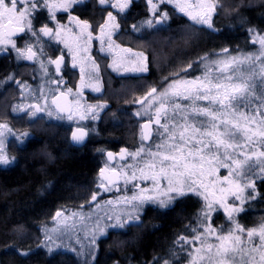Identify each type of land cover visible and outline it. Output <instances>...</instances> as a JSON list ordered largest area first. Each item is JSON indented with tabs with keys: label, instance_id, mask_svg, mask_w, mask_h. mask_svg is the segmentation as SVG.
I'll list each match as a JSON object with an SVG mask.
<instances>
[{
	"label": "trees",
	"instance_id": "16d2710c",
	"mask_svg": "<svg viewBox=\"0 0 264 264\" xmlns=\"http://www.w3.org/2000/svg\"><path fill=\"white\" fill-rule=\"evenodd\" d=\"M210 1L216 5L210 18L212 27L188 21L176 10L177 14L171 13L166 25L153 26L146 32L149 28L142 23L143 27L134 35H124L127 43H133L145 54L147 71L125 76L111 73L103 77L102 91L91 98L98 99L104 111L98 117L97 127L87 128L89 137L84 145L76 147L70 143L69 126L57 121L44 123L45 118L41 117L38 132L14 149L9 165H0V264L159 263L163 249L173 243V234L185 230L181 229L183 223L191 220L198 208L191 195L177 199L169 210L146 206L143 224L134 227L131 233L110 232L98 240L97 252L91 261L70 250L49 254L39 240L42 228L53 224L57 212L85 209V202L99 190L98 169L108 151L125 147L129 151L144 148L156 152V146L165 141L167 133L157 126L154 115L133 114L134 109L140 108L135 101L148 88L158 89L150 98L158 105L159 93L173 81L224 77L219 68L225 65H230V75L233 69L239 75L241 68L251 67L245 57L260 51L251 44L250 36L264 34V0ZM261 66L262 61L257 59L254 68L257 83ZM178 85L173 90L180 91ZM171 99L182 105L187 103L177 97ZM197 103L207 104L206 101ZM259 104V100H252L249 112H264ZM142 122L150 123L149 135L138 126ZM165 123L171 126V121L163 118L160 125ZM244 151L254 153L252 161L257 165L256 172L260 171L264 166V157L259 156L264 151L261 137H254V143L246 145ZM247 180L254 181L256 191L246 193V209L237 216L245 229L264 218V180L258 175H249ZM29 249L31 253L27 257L19 254Z\"/></svg>",
	"mask_w": 264,
	"mask_h": 264
},
{
	"label": "rangeland",
	"instance_id": "374dc122",
	"mask_svg": "<svg viewBox=\"0 0 264 264\" xmlns=\"http://www.w3.org/2000/svg\"><path fill=\"white\" fill-rule=\"evenodd\" d=\"M46 1L51 3L48 4L49 6H56L51 8V12H49V17H51V15L56 12L58 13L64 11L62 5H64L67 0ZM135 1H143L147 6V11H149L148 20L152 21V26L150 27L166 25L171 13L177 14L176 10L180 11L177 4L197 3V0H172L171 3H165L160 7L163 11L168 13V16L167 19H162L158 15H152L149 6L146 4V0ZM204 2L212 3L210 0H204ZM188 11H192V9L189 8L186 9L185 12H180L183 13L185 19L188 21L197 23L196 21L190 19L187 15ZM156 19H159V21H155ZM107 21L108 16L105 17V27L101 33L102 40L100 44L102 47L100 46L96 51L98 58H96L95 51H93V49L90 51L88 48V45L91 42V37L84 35L86 33L82 28L83 24H78L72 20L71 25L78 33L75 35L74 31V33L69 34L68 27H65L63 23L60 24L55 21L60 30L59 36H56L54 33L50 40L54 41V43H59L63 48H67L71 54V61L69 60V64L75 70L74 72H71L72 78L70 80V84L64 83L62 86V83L60 82H46L45 79H41L42 77L51 75V72L55 69L50 68L51 65L49 59L45 58V55L40 54L41 57H39V66L34 68L36 72L35 77L39 80L33 84L23 83L18 88V92L23 95L24 101L29 100L28 102L31 104V99L36 98L37 100L35 101H38L41 107L46 111L47 115L43 117L45 118L44 123L57 121L69 126L70 130L72 127L74 128V126L83 127L84 129H95L96 125H98L97 122L99 120L98 117L101 114L100 111L103 108L100 101L98 99L93 100L91 96H97L102 91L103 77L111 73L112 75H134L141 73L142 70L139 69L146 67V57L143 51L135 48L133 43H130L131 45L127 43V39L124 34L121 33L122 35H114V33H116L114 30L116 29L113 30V28L106 23ZM142 23L143 20L141 24L136 27V32L143 27ZM80 29H82V31H80ZM0 31H3V29H0ZM261 36H264V34L258 35L253 33L250 36L251 44L256 45L258 49L261 48L258 42ZM32 37L34 42L30 41V43L36 44L40 41L38 42L40 47H42L41 44H45L49 47L47 41L39 34L37 36L32 35ZM73 38H77L78 42L75 43ZM5 45L6 43H0V47ZM129 49L131 51H128ZM22 53L27 55L31 54L28 51ZM219 70L222 71V75L224 77L230 75L231 73V67H229V65H225L221 67V69L219 68ZM203 79L205 78H202L201 80ZM151 88H148L147 91L135 101L134 104L140 106V108L133 110L134 116L141 114L149 116L152 114L154 115L153 119L156 120V107H158L159 104L155 105V99L145 97V94L147 95ZM177 88L181 89L180 91L184 90L182 84H179ZM59 95H65L69 100L68 110L64 114H60L58 108H55L56 106L52 103V98ZM144 97V103L138 104ZM15 103L18 102L16 101ZM32 113L33 112L31 110L27 115L21 116L19 114H15L8 116L3 111H0V119L2 118V121L0 122V152L6 155L11 161H13L14 149L12 151V149L8 146L10 140L12 141L14 138V140H17V143H24L34 134V132L37 133V130L33 131L34 125L41 124V119L38 120V122L32 121L36 118V114L33 115ZM49 113H51V115H49ZM168 113H172L171 108L168 109ZM69 116H71V119H69ZM81 117L84 118L81 119ZM162 119L163 117H161L160 123H157V126L160 128H163V124L160 125ZM256 119L258 121L260 117L257 115ZM147 123L150 125L149 122H142L138 125L145 135L150 134V126L146 127L147 134L144 131L143 126ZM168 135L169 133L165 134V141L167 140ZM140 149H143V151H140L138 156L133 155L138 150L129 151L127 149V151H125V156L123 158L125 163H120L116 167L119 170L117 181L113 183L114 185L108 187L105 182L107 179L105 178V181L101 180L99 185L101 188L96 191L98 192L97 194H99L98 199L93 204L87 205L86 203L90 200L92 196L91 194L88 201L84 204L88 208L78 210V212H57L54 217L53 224L50 226L47 225V227H44L41 230L42 237H40L39 241L44 249L48 251V248L51 247L53 249L52 252L70 250L75 252L79 257L91 261L96 255L95 253L98 248V240L106 237L110 232H124L123 230L126 228L124 220H135V218L140 217L146 206L150 205L161 208L163 207L160 205L159 200L162 198L166 199L163 194L167 191L168 181L167 179H163L160 181L159 185L156 186L151 179L143 178L144 176L150 177L153 175L155 170H149L145 166V162L149 159L148 153L151 150H145L144 148ZM252 157H254V155H252ZM262 160L264 161V158H262ZM140 168L144 169L143 174L139 171ZM230 171H235L234 165L231 168H226L218 166L216 162H212L211 164L204 163L203 173L201 174L200 171L197 170V174L191 177L192 180H195L194 187L202 194L197 195L189 192L187 186L185 185V191L187 194L184 196L191 195L194 197L193 200H196L198 208L195 210V214L192 216V219L183 223L181 229L185 228V230L183 229V232L181 231L178 234L179 236L177 237V240H175V242L173 241V243L168 246L167 254L164 256V259L162 258V260L159 261L158 264H164L165 261H168V264H209L208 257L204 255V252L207 251V244H217V237L222 234L226 235L230 229L235 233L237 224L244 228L245 225L237 221V216L240 212L246 209V200H248L246 193L252 190V188L246 187V185L249 181L253 180L241 179L236 175H229ZM133 172H135L134 179L132 177ZM169 172H171V169H169ZM256 173L259 176L260 171ZM225 176L228 177V181H224L223 178ZM180 179L183 180L184 178L181 177ZM230 181H234L235 183L230 184ZM236 184L240 185L241 190H237L235 187ZM221 188H231L232 192L239 195L241 199L237 200L232 192L226 191L221 193ZM168 195L172 194L169 193ZM133 196H152L154 201L145 199L144 202H141L140 199L133 200ZM184 196L176 198L166 207H172L177 199L183 198ZM205 196L207 199H205ZM222 197L223 203H221ZM209 203L212 205L211 209L207 207ZM233 206L242 210L231 211ZM229 212H231V218L229 216ZM205 213L208 215L207 221H204ZM118 221L123 223L124 227L121 228L114 226L118 223ZM262 221H264V218L260 221H256V224L247 229L258 228ZM208 227L212 229L211 232L206 231V228ZM202 233L203 235H201ZM239 235H241L246 247L251 248L253 244L259 247L260 240L258 231L253 237H251V239L248 238L246 231L239 233ZM197 236H200V239H195ZM49 237H51V239H49ZM201 239H203L206 243L202 245ZM174 249L177 250V255L175 254ZM201 249H203V251H198ZM90 252L91 255H89ZM255 264H260L258 255Z\"/></svg>",
	"mask_w": 264,
	"mask_h": 264
},
{
	"label": "snow or ice",
	"instance_id": "6c2138e0",
	"mask_svg": "<svg viewBox=\"0 0 264 264\" xmlns=\"http://www.w3.org/2000/svg\"><path fill=\"white\" fill-rule=\"evenodd\" d=\"M82 2L84 0H70L71 4ZM98 2L104 5L108 0H98ZM133 2L134 0H118L111 7L117 8V15H119V13L129 9ZM171 2L172 0H155V2L154 0H146L152 15H158L162 19H167L168 13L163 11L160 6ZM54 7L56 6H49L46 0H0V29H3V31H0V43L11 44L15 48V41L11 39V36L16 32H30L33 36H37L39 33H43L45 36H52L55 32V35L59 36V28L54 29L45 23L37 29L33 23L36 19V14L40 10L48 8L49 12H51V8ZM62 7L66 11L69 4L66 3ZM177 7H179L181 12L191 8L192 11L187 12L191 20L212 27L210 16L216 8L214 3H205L204 0H197L195 4H177ZM107 16L108 21L106 23L113 29H118L120 25L116 23L117 16L113 15L111 11L107 13ZM55 19V15H52L51 20ZM146 22L149 26H152L151 20ZM77 23L79 24L80 22L77 21ZM83 27L85 29L88 27L87 22H84ZM100 27L103 30L105 25ZM132 27L135 29L136 25ZM258 42L261 46L259 53L245 57V60L251 63V67L247 70L241 68L239 75H236V70L233 69V74L226 77L173 81L167 89L159 93L160 103L156 107L155 122L159 124L161 117H163L166 121H171V126L167 123L162 125L165 132L169 133V135L166 141L156 146V152L149 151V159L145 162V166L149 170L155 171L150 177L144 176L143 178L151 179L156 186L159 185L161 180L167 179L168 188L163 194L166 199L162 198L159 200L161 206L166 207L176 198L186 195L185 185L189 192L201 195L202 193L194 187L195 180H192L191 177L197 174V170L201 174L203 173L204 163L211 164L216 162L218 166L226 168H231L234 165L235 171H230L229 175H236L241 179H247L249 174L252 176L257 175V165L252 161L254 153L252 155L247 154L244 149L246 145L254 143V137L256 136L261 137V143H264V112H257L256 110L249 112L252 100H259V107H264V36H261ZM17 51L19 52L20 50L17 49ZM128 51L131 50L129 49ZM225 51L227 50L225 49ZM28 52L35 55V53H32L31 48H28ZM28 58L31 59L32 56L30 55ZM257 59L262 61L259 83H257V73L254 71ZM62 62L63 56L51 61V63L56 65L58 72ZM139 70L147 71L146 68ZM178 83L183 85V92L173 90ZM157 92L158 89L153 87L147 93V97L151 98ZM172 97H177L187 103L182 105L172 100ZM166 101H170V103ZM201 101H206L207 104L197 103ZM140 102L144 103L143 100ZM169 108L172 110L171 116L168 113ZM32 114L35 115V112ZM257 115L261 117L259 121L256 119ZM83 118L81 117V119ZM69 119H71V116H69ZM148 126V124L145 125V127ZM77 131L79 134L73 132L72 140L80 143L84 140L86 133L82 128L77 129ZM140 151H143V149L138 150L133 155L138 156ZM108 156L109 159H112L113 154L108 153ZM259 156L264 157V151H261ZM11 162L6 155L0 152V164L8 165ZM169 169H171V172H169ZM139 171L143 174L144 169L140 168ZM132 177L133 179L135 178V172L132 173ZM181 177L184 179L181 180ZM259 178L264 180V166L260 167ZM223 179L228 181L227 176ZM229 183L234 184L235 182L230 181ZM235 187L237 190H241L239 184H236ZM246 187L252 188L253 192L256 191L253 181H249ZM220 191L221 193L232 192V189L221 188ZM169 193L172 195H168ZM232 194L237 200L241 199L235 192H232ZM96 195V193L92 194L93 200L96 199ZM248 195L251 197L252 193H248ZM132 199H140L141 202H144L145 199L154 201L152 196H133ZM205 199H207L206 196ZM221 203H223V197ZM207 207L211 209V203ZM240 210L242 209L236 206L231 209V211ZM229 216L231 218V212H229ZM207 220L208 215L205 213L204 221ZM114 226L122 228L124 224L118 221ZM206 231L211 232L212 229L208 227ZM245 231L249 239L258 231L259 247L255 244L251 248L245 246L241 235H239V233ZM195 239H200V236L195 237ZM217 240L218 243L215 245L207 244V251L204 252V255L208 257L209 264H255L257 255L259 256L260 264H264V221L260 223L258 228L253 229H245L237 224L235 233L230 229L226 235L218 236ZM205 243L201 239V244ZM52 251L53 249L49 247V254ZM198 251H203V249ZM30 253L31 249L19 252L20 255L25 257L30 255ZM89 255H91V252ZM164 264H168V261H165Z\"/></svg>",
	"mask_w": 264,
	"mask_h": 264
},
{
	"label": "flooded vegetation",
	"instance_id": "af4514ba",
	"mask_svg": "<svg viewBox=\"0 0 264 264\" xmlns=\"http://www.w3.org/2000/svg\"><path fill=\"white\" fill-rule=\"evenodd\" d=\"M118 0H108L107 4L101 5L99 4L98 0H84L82 3H76V4H71L70 0L65 1V4H69V7L65 11L61 12H56L53 15H55L56 19L51 20V17H49V10L48 8H43L36 14V19L33 21V23L36 25L37 29L43 24L47 23L49 27H53L54 29L58 28L57 23H60L68 27V33H74L77 35L78 33L76 32V29L72 27V20L77 22L79 21L81 24H84V22H87L88 27L85 29L82 27L85 31L86 34L89 36V33L91 34L89 37L90 43L88 45V48L90 51L93 49L95 51V54L97 53L96 51L98 48L102 45L100 44L102 40V30H101V25H104V15L107 17V13L111 11L113 15L117 16L116 23H119L120 27L116 30H114V35H119V34H124L126 36L134 35L136 32V28L134 29L132 26L136 25V27L141 24V17H143V24L144 26L148 27L149 29H145L146 32L150 30V26L147 24L148 15L149 11L147 6L144 4V2H137L134 0L133 4L131 7L127 10H125L123 13H119L117 15L118 9L111 7V5L116 4ZM47 4H51L49 1H46ZM56 3V2H55ZM144 4V5H140ZM145 16H144V15ZM52 16V15H51ZM139 16V19L137 17ZM57 23H56V22ZM144 27V28H145ZM15 31V29H13ZM74 31V32H73ZM82 31V29H80ZM55 33V32H54ZM121 34V35H122ZM39 35L47 41V45L41 44L42 47H40L38 41L36 44L30 43L34 42L32 34L30 32H25V33H15L14 35L11 36V39L15 41L16 47L13 48L11 44H6L5 46L0 47V111L4 112L6 115H15L19 114L21 116L27 115L31 110L32 112H35L36 118L32 121H37L41 119V117H45L47 115L46 111L41 107L40 103L36 98H32L31 101L32 103L29 104L28 101H24V97L21 93L18 92V88L21 84L23 83H36L39 79L36 78V72L35 69L36 66H39V57L41 55H45V58L49 59L50 68H54L53 72H51V75H48L46 77H42L41 79H45V81H52V82H60L62 83V86L64 83L70 84L71 76H72V71L74 72L75 69L70 66L69 60L71 61V54L69 53L67 48L61 47L59 43H54V41H51L50 38L51 36L45 37L43 33H39ZM54 35V34H53ZM52 35V36H53ZM27 40L28 42L24 43V41ZM74 42L77 43L78 39L73 38ZM28 48L32 49V53H35V55L32 54H23L22 52L28 51ZM17 49L20 51L18 52ZM41 52V53H40ZM41 54V55H40ZM32 56L31 59H29V56ZM64 55V56H63ZM58 56H63L64 60L60 64V71L58 72L56 70V65L54 63H51V61L58 59ZM96 58H98V55L96 54ZM26 70V71H25ZM25 71V72H24ZM61 85V84H60ZM55 98V97H54ZM54 98H52V103L55 108H58L57 105L55 104ZM18 103H15V102ZM69 101V100H68ZM23 102V103H22ZM33 104H37L39 107V110H35L33 108ZM42 111V113H39V111ZM59 111V109H58ZM103 112V109L100 111V113ZM60 113V112H59ZM64 114V113H60ZM2 121V118L0 119V122ZM34 124V123H33ZM97 127V125H96ZM144 127V126H143ZM86 129V128H85ZM1 130V128H0ZM38 132V125H34V131ZM88 132V137H89V131L86 129ZM27 141V140H26ZM25 141V142H26ZM24 142V143H25ZM22 143H17V140L12 139L10 140L9 143V148L16 149L20 146H22ZM121 148L127 149L125 147H117V149L108 151L106 153V159L105 162L100 166L98 169V176L100 181L103 180L105 181L106 174L115 171L119 175V170L116 168L118 164H122L124 161L123 159H118L114 156L116 151L120 150ZM108 153H112V159H109ZM9 165V164H8ZM6 166V165H3ZM119 168V167H118ZM108 187H111V185H114L113 183L105 181ZM101 186H99L100 190ZM93 193H98V192H93ZM92 193V194H93ZM97 194V199H98ZM96 199V200H97ZM174 206V205H173ZM172 206V207H173ZM170 207H162V209L169 210L172 208ZM85 208H88L85 206ZM143 216L141 215L138 218H135V220H139L138 223H130L126 226L125 224V230L124 232L131 231L134 229V227L141 226L143 224ZM180 229V228H179ZM181 232V231H180ZM179 230H177L173 236H172V242L177 240V237L179 236L178 234L180 233ZM167 248L168 245L163 249V254L162 258L164 259V256L167 254ZM177 249V248H176ZM174 249L175 254L177 255L178 252L177 250ZM162 260V259H161Z\"/></svg>",
	"mask_w": 264,
	"mask_h": 264
},
{
	"label": "water",
	"instance_id": "95a60500",
	"mask_svg": "<svg viewBox=\"0 0 264 264\" xmlns=\"http://www.w3.org/2000/svg\"><path fill=\"white\" fill-rule=\"evenodd\" d=\"M155 21H159V19H156ZM14 31V30H13ZM17 33V32H16ZM45 37H48V36H45ZM145 97H147V95L145 94ZM145 97L142 99L143 101L145 100ZM141 100V101H142ZM54 101H55V104L57 105V107H58V109H59V112L60 113H66L67 112V108L69 107V101H68V98L65 96V95H59V96H57V97H55L54 98ZM138 104H142L141 102H139ZM33 108L35 109V110H38L39 109V107H38V105L37 104H33ZM39 113H42V111L40 110L39 111ZM148 124V123H147ZM146 125V124H145ZM145 125H144V131H145V133L147 134V129H146V127H145ZM83 129V131L86 133V135H85V137H84V140L82 141V142H80V143H77V142H75V141H73L72 140V134H73V132H77V134H79V132L77 131V129ZM87 139H88V132H87V130L86 129H84L83 127H76V126H74V128L72 127L71 128V130H70V135H69V141H70V143L73 145V146H76V147H81L82 145H84L85 144V142L87 141ZM122 150H124V151H122ZM114 156L116 157V158H118V159H123L124 158V156H125V149H123V148H121L118 152H116L115 154H114ZM106 179H107V181L111 184V183H113V182H115V181H117V179H118V174H117V172H115V171H112V172H109V173H107L106 174ZM96 199H97V195H96ZM96 199L95 200H93L92 199V196H91V198H90V200L86 203L87 205H91V204H93L95 201H96ZM139 222V220H133V219H126V220H124V223L126 224V225H128V224H130V223H138Z\"/></svg>",
	"mask_w": 264,
	"mask_h": 264
}]
</instances>
